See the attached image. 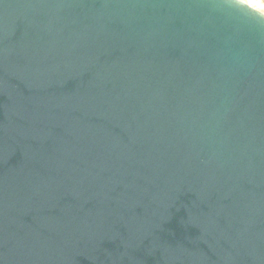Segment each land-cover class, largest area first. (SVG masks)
<instances>
[{"label": "water", "instance_id": "1", "mask_svg": "<svg viewBox=\"0 0 264 264\" xmlns=\"http://www.w3.org/2000/svg\"><path fill=\"white\" fill-rule=\"evenodd\" d=\"M0 264H264V11L0 0Z\"/></svg>", "mask_w": 264, "mask_h": 264}, {"label": "rangeland", "instance_id": "2", "mask_svg": "<svg viewBox=\"0 0 264 264\" xmlns=\"http://www.w3.org/2000/svg\"><path fill=\"white\" fill-rule=\"evenodd\" d=\"M245 1V0H244ZM250 3L251 5H254V6H257V7H260L258 9L264 11V0H250ZM256 4V5H255Z\"/></svg>", "mask_w": 264, "mask_h": 264}, {"label": "bare ground", "instance_id": "3", "mask_svg": "<svg viewBox=\"0 0 264 264\" xmlns=\"http://www.w3.org/2000/svg\"><path fill=\"white\" fill-rule=\"evenodd\" d=\"M245 2H250V0H245ZM250 4V3H249ZM256 5V4H255ZM254 6V5H253ZM256 8H260V7H257V6H255Z\"/></svg>", "mask_w": 264, "mask_h": 264}]
</instances>
